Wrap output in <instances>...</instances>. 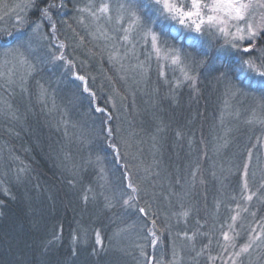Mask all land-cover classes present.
Listing matches in <instances>:
<instances>
[{
  "label": "rangeland",
  "instance_id": "374dc122",
  "mask_svg": "<svg viewBox=\"0 0 264 264\" xmlns=\"http://www.w3.org/2000/svg\"><path fill=\"white\" fill-rule=\"evenodd\" d=\"M205 2H211V0H205ZM256 2L258 0H253V3ZM22 3L23 0H0V35L3 30L7 29L14 35H23L25 38L32 36V29L28 23L23 25L19 23L16 18L17 13L20 16H26L29 23L37 17L31 12L26 14L15 7ZM64 3L65 8L53 12L57 27L56 38L53 39L48 35L51 30L45 24L43 33L36 35L31 40L30 50L21 49L27 63H21L19 57H5L3 55L5 45L3 40H0V73H4L3 76H0V119L14 118L18 127L26 131L29 129L28 118L41 123L46 121L51 127L64 131V127L69 128L75 125L74 106L71 105V102H65L64 96L69 92L75 94V98L79 101H77V105L86 111V114L82 116L88 120L87 122L83 121V126L75 128L77 135L82 137L87 129L95 130L98 141H92L99 145L101 153L92 154L91 158L82 155L88 161L86 163L83 158L79 157L80 154L76 155L72 138L64 137L67 145L66 152L69 154L68 162L76 182H83L87 177L92 180L97 179V184L92 186L88 192L89 197L94 198V202L100 200L98 197L103 192L101 189H105L106 196H101L106 198V205L109 201L112 204L111 207L105 205L107 210H115V207L118 206L122 207L123 212H128L129 216L127 217L131 219L126 217L128 219L126 226L133 227V229L124 228L121 234V237L123 236L121 246L124 252L123 259L127 264H129L127 259H131L133 254L131 248L133 230L139 235V240H135V246L138 247L139 255L137 256L143 264L172 263L168 253L164 254V244L169 234L166 227L159 226V223H164L170 230L180 227L185 229L195 227L192 217L195 204L191 202L193 200H191L192 195L189 190L193 185V180L195 181V176L194 174L188 176L185 171L190 166L189 161H197L196 157L199 161L203 160L202 163L207 162V174L210 173V179L215 184V195L210 204L212 212L209 211V214L211 217H223L226 221L228 220L224 225V233H228L232 238L226 241L223 235L222 242H219L220 248L215 254L212 255L211 252L206 251L207 254L210 253L207 263L264 264V101L260 99V92L255 90L257 85L252 82V78H259L251 70L241 67L242 61L249 59L247 54L242 52L246 43L240 44L238 49L229 48L225 45L224 39L218 37L213 31L205 30L197 33L194 29L161 15L152 6V0H64ZM128 3L135 4L134 10L143 22V26L136 27L130 34L131 43L121 41L122 30L128 27L130 20L128 13L122 11L120 6ZM103 4L109 5L107 16H111V19L97 12ZM85 7L90 8L92 12H97L100 18L97 20L88 12L78 11ZM119 16H123V20L118 23L117 17ZM262 17H264V8L257 9L255 18L252 20L253 25L264 23ZM61 21H66V23H61ZM149 27L160 36L163 42L162 48L191 53L198 60L204 61L197 69L206 67L207 73L198 77L199 79L208 82L213 80L215 83L221 78L231 77L230 81L234 84L228 83L229 80L223 84L221 103L217 107H212L217 115L215 118L211 113L213 122L208 127L207 150H199L198 156L197 154L188 156L187 153L183 164L180 165L175 157L179 158L178 150L182 143L181 140L191 141L192 137L181 136L178 132L174 134L177 141H174L171 144V149H168L164 129L173 127L174 121L181 123L182 128L192 126L190 116L195 114V110L192 113L189 110L191 102L189 98L185 97L183 89L186 83H190L192 86L193 83L192 81H183L179 66L171 65L163 58L157 59L151 43L145 42L144 33ZM70 36L74 37L75 43L69 38ZM81 36L84 37L83 42L79 40ZM58 41H63L67 46L63 52L69 60H73V66L66 65L64 61L53 59V55L60 54V50L55 47ZM79 49L88 57L81 59L78 54ZM110 57L115 58L110 59ZM90 59L97 61L96 64L104 70L103 73H106V76H109V72L116 74V80L122 82L115 84L118 95L119 90H126L130 95L123 101L125 106H123L121 116L116 115L122 105L116 97L108 96L105 100V96L101 97L97 92L91 90L93 74L89 68ZM5 60H8L9 63L5 64ZM29 64L34 68L30 69ZM79 68H82L84 73H81ZM214 70H219L225 75L212 72ZM50 71H59L63 79L62 85L67 89L58 83L47 84V82L61 80L53 81V78L46 75ZM157 71L160 77L156 76ZM233 71L236 75H228ZM190 74L195 75L194 73ZM33 75L37 79L39 78L40 87L45 89L44 87L47 85L49 90L39 101L29 92ZM77 75L85 77L87 88L95 93L94 98L88 91H85V83L77 79ZM41 76H44V79ZM160 80L163 83H160ZM177 81H181L179 87L176 86ZM198 81L196 77L195 85ZM250 83L251 87H249ZM39 91L44 92L41 89ZM161 91L168 101L172 102L175 98L176 103L181 104V106L174 105L181 107L179 109L181 112L171 111L167 115L169 119L159 111L162 110L160 103L162 105L166 103L165 98L161 99ZM233 92L236 94L233 95ZM136 95L141 97H136ZM151 95L154 103L152 109L154 115L150 113L152 110L149 113L146 111V108L151 106L149 98ZM119 96L122 98L121 95ZM142 99H145L144 105H142ZM97 108L104 109V111H96ZM71 115L73 117L70 122L68 117ZM130 119L136 122L133 124L132 131H127L131 125ZM245 125L250 127L258 125L260 128L261 133H258V137L253 143L254 147L258 146V149L253 152L251 150L249 153L245 165L240 170L241 188L237 189L236 195L230 197L229 184L231 175L235 173V171L232 173V168H234L236 159L227 156L226 152L230 148H234L233 144L242 135L241 131ZM140 126L144 129L140 130ZM108 127L113 130L111 139L105 133ZM161 127H163L162 131L158 129ZM112 144H115L119 149L118 156L112 150ZM210 146L215 148L211 150ZM80 153L82 152L80 151ZM233 155L237 154L233 152ZM245 167L247 175H245ZM95 169L96 176L92 173ZM24 177L23 168H13L8 151L0 147V180L23 184ZM129 179L139 189L138 198L130 202L131 206L123 203L128 199V195H131V190L126 189ZM197 179L195 183L198 185L197 191L200 192L197 201L200 208L203 209L206 206L201 203L205 194L204 179L200 176ZM245 181L247 188L244 187ZM248 196H252V199L248 200ZM141 208L145 211L140 212ZM90 209L91 203L89 211ZM134 212L136 213L131 217ZM153 220L155 226L151 223ZM149 229L155 231L156 236L159 237L155 244L152 242L153 237ZM213 234L212 231L196 229L193 234L183 231L182 234L175 235L171 230L170 235L173 240L176 236L178 241V244L175 242L176 246H172L176 261L181 264H197L202 259L203 252H199V249L195 250V239L199 240L207 236L209 241L217 242ZM258 235L260 239L248 253L241 254L239 257L235 255L240 252L242 246L249 243L250 237ZM146 245L149 249L145 247ZM152 258L154 259L153 263Z\"/></svg>",
  "mask_w": 264,
  "mask_h": 264
},
{
  "label": "trees",
  "instance_id": "16d2710c",
  "mask_svg": "<svg viewBox=\"0 0 264 264\" xmlns=\"http://www.w3.org/2000/svg\"><path fill=\"white\" fill-rule=\"evenodd\" d=\"M69 38L75 43L73 36ZM244 46L246 47L247 45L245 44ZM256 47L264 49V35L257 37ZM78 54L81 59L88 57L80 49ZM255 55L256 53H253V56ZM90 62L89 68L91 74H93L91 76L93 80V82L91 81V90L97 92L101 97L105 96V100H107L108 96L116 97L122 104L120 105L121 110L119 107L116 115H122L123 106H125L123 101L130 95L127 94L126 90H119L121 98L118 95L115 84L122 82L118 79V81L116 80V74L108 71L109 76H106V73H103L104 70L96 64L97 61L90 59ZM205 68L196 69L194 73L199 75L196 76L199 83L197 82L194 87L190 83H186L183 89L185 97L189 98L191 102L189 110L191 113L195 110V114L190 116L192 126L182 128L181 123L174 121L173 127L164 129L168 149H171V144L177 141L174 138V134L179 132L181 136L192 137L191 141L181 140L182 143L179 145L178 150L179 158L176 159L175 157L178 165L183 164L187 153L188 156L191 154H197L198 156L199 150H207L208 127L213 122L211 113L214 114L215 118L217 115L212 107H217L221 103L223 84H226L228 80V83L231 82V77L227 79L221 78L215 83L213 80L208 82L199 79L198 77L207 73ZM207 69L209 70L208 67ZM79 71L84 73L82 68H79ZM212 72L222 74L219 70ZM156 73V76L160 77L159 72L157 71ZM46 75L53 78V81L61 79L58 82H47V84L58 83L61 87L66 88L62 85L63 79L59 71H50ZM228 75L234 76L236 73L233 71L230 74L228 73ZM41 77L44 79V76ZM159 82L163 83L161 80ZM39 84V78L37 79L33 75L29 92L31 96L36 97L37 101L43 99L44 93L49 92L47 85L43 86L45 88L43 89ZM39 89L44 90V92H40ZM192 89L194 90L193 94ZM160 94L158 95L161 99L165 98L166 103L164 105L160 103L162 110L159 111L163 112L166 118L169 119L167 115L171 111H180L181 107H175L174 105L181 106V104H177L175 98L172 102L168 101L162 91ZM64 97L65 102H71V105L74 106L73 115L75 114V125L69 128L64 127V131L51 127L46 121L41 123L32 118L27 119L29 129L26 131L18 127L14 118L6 117L0 119V147L8 151L12 167L23 168L25 173L23 184L20 182L14 183V181L8 183L0 180V264H122V262L127 264L126 260L123 259L124 252L121 249L123 236L121 237V234L124 228L130 227L126 226V224L128 219L131 218L127 217L129 216L128 212L122 211V207L116 206L115 210H107L105 207L106 198L104 197L106 196L105 189H101L103 191L101 195L104 196L100 195L98 202H94V198L89 197L90 188L97 184L96 178L92 180L87 177L83 182L75 181L74 173L68 162L69 154L66 152L67 145L64 137L72 138L76 155L80 154L79 157L83 158L86 163L88 161L85 160L84 155L91 158L92 154L98 155L101 151L98 148L99 145L94 142L98 141L95 130L89 131L87 129L82 137L80 135L78 137L75 128L83 126V121H88L82 116L86 114V111L83 107L77 105L78 99L75 98V94L69 92ZM136 97L141 96L136 95ZM149 98L151 106L146 108L148 113L154 106L152 95ZM142 100V105H144L145 99ZM167 104L169 105L168 107ZM137 107L140 109L138 105ZM147 112L146 114H148ZM150 113L154 115L153 110ZM173 114L176 115L175 112ZM73 115L68 117L70 122ZM132 116L134 118V115ZM130 122L131 125H129L130 127L127 131H132L133 124L136 121L130 119ZM142 126L139 128L140 130L144 129ZM162 128L158 129L162 131ZM258 133H261L258 125H253V127L245 125L241 131L242 135L233 144L234 148L232 147L226 152L227 156L236 159L234 168H232V173L234 171L235 173L233 175L229 173L231 175L229 184L230 197L236 195L237 189L241 188L240 170L245 165L251 150L253 152L258 149V146L254 147L253 144L258 137ZM210 148L213 150L215 147L210 146ZM233 152L237 155H233ZM196 159V162L189 161L190 166L185 171L188 176H193V174L195 176V181L193 180V185L189 189L192 195L191 200H193L191 202L195 204V211L192 216L195 227L192 229L180 227L171 230L175 235L182 234L183 231L193 234L196 229L212 231L217 242L209 241L207 236L194 241L195 250L199 249V252H203L202 259L198 263L208 264L210 253L207 254L206 251L211 252L213 255L219 250V242H222L221 238L225 230L224 225H226L228 220L226 221L223 217H211V214H209V211L212 212L210 204L215 195V184L210 179V173L207 174V162L202 163L203 160L199 161L197 157ZM92 173L96 176V169ZM199 176L203 177L205 186L204 199L201 203L206 206L203 209L200 208L197 201L200 192L197 191L198 185L195 182H197ZM90 203L91 209L89 211ZM159 226L166 227L169 234L164 244V254L168 253V257L172 261L169 264H181L176 261L175 251L173 252L172 248V246H176V243L178 244L176 236L175 240H173L170 235L171 230L164 223L160 222ZM130 228L133 229V227ZM96 232L100 234L102 245H97L96 243ZM74 236L76 237L75 241L73 240ZM135 240H139V235L138 232L133 230L131 243L133 254L132 258L127 260H129V264H143L142 260L137 256L139 251L138 247L135 246ZM109 246L111 247L110 249ZM145 247L149 249L147 245ZM151 261L153 263L154 259L152 258Z\"/></svg>",
  "mask_w": 264,
  "mask_h": 264
},
{
  "label": "snow or ice",
  "instance_id": "6c2138e0",
  "mask_svg": "<svg viewBox=\"0 0 264 264\" xmlns=\"http://www.w3.org/2000/svg\"><path fill=\"white\" fill-rule=\"evenodd\" d=\"M152 6L155 7L161 15H164L166 18H171L181 25L192 28L197 33H201L205 30L213 31L218 37L224 39L225 45L229 48L238 49L240 44L246 43L247 46L242 49V52L247 54L249 59L243 60L241 67L251 70L255 73V76L259 78H252V82L257 85L255 90L260 92V99L261 101H264V49L256 47L257 37L264 35V23H257L255 26L252 23L257 9L264 8V0H258L256 3H253V0H211V2H205V0H187V3H185V0H152ZM15 7L19 8L26 14L31 12L37 18L29 23L26 16H20L17 13V20L21 25L28 23L29 27L32 29V36L25 38L23 35H14L13 32L8 31L7 29L3 30L2 35H0V40H3L5 45L3 55L5 57H19L21 63H27L21 49L30 50L31 40L36 35L43 33L45 24H47L51 30L48 35L55 39L57 27L56 20L53 18V12L65 8L66 5L64 0H59V2H57V0H23L22 4H17ZM120 8L122 11L128 13V18L130 20L128 27L122 30L123 36L121 37V41L131 43L130 34L136 29V27L143 26L142 18L134 10V3L121 5ZM78 11L88 12L93 18L98 20L100 17L97 15V12L107 16L109 13V5L103 4L99 7L97 12H92L88 7L80 8ZM107 18L111 19V16H107ZM262 19H264V17H262ZM122 20L123 16L117 17L118 23ZM61 23H66V21H61ZM73 32H75L74 29ZM106 38L108 37L106 36ZM144 38L146 43H151L153 53H155L157 59L163 58L171 65L179 66L183 81H192L193 87L195 86L196 77L190 73H195L197 67L204 63L203 60H198L197 57L191 53H182L178 50L162 48L161 44L163 42L161 41L160 36L153 32L150 27L147 28L144 33ZM9 40L11 41L10 43ZM79 40L83 42L84 37H79ZM55 47L60 50V54L53 55V59L64 61L66 65L73 66V60H69L68 57L64 55L63 49L67 47L65 43L63 41H58ZM253 53H256V55L253 56ZM114 58L115 57H110V59ZM4 63L7 64L9 61L5 60ZM141 67H143V65H141ZM29 68L32 69L34 66L29 64ZM3 75L4 73H0V76ZM161 75H163V73H161ZM221 75L223 76L225 74L222 73ZM77 79L85 83V91H88L94 98L95 93L87 88L85 77L77 75ZM180 83L181 81H177L176 86L179 87ZM249 87H251V83L249 84ZM232 94L235 95L236 92H233ZM96 111L103 112L104 109L97 108ZM253 118L255 119V115ZM109 119H111L110 116ZM105 133L109 139L112 138V128H106ZM111 148L118 156L119 149L116 145L112 144ZM101 171H103V169H101ZM245 175H247L246 167ZM244 187L247 188L246 181ZM126 189L131 190V195H128V199L124 200L123 203L131 206L130 202L135 201L138 198L137 193L139 192V189L133 185L130 179L126 184ZM253 195H255V193H253ZM85 199H87V197H85ZM247 199L251 200L252 196H248ZM106 206L111 207V202L109 201ZM139 211L144 212L145 210L141 208ZM145 215H147V213H145ZM151 223L155 226L154 220L151 221ZM149 232L153 237L152 242L155 244L156 241L159 240V237L156 236V232L152 229H149ZM223 235L226 241L232 239L228 233H224ZM259 239V235L250 237L249 243L242 246L240 252H237L235 255L239 257L241 254L248 253ZM73 240H76L75 236L73 237ZM96 243L97 245H102L99 232H96Z\"/></svg>",
  "mask_w": 264,
  "mask_h": 264
}]
</instances>
